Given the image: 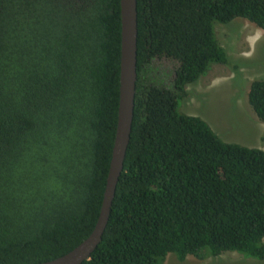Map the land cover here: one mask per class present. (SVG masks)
I'll list each match as a JSON object with an SVG mask.
<instances>
[{"label":"trees","instance_id":"16d2710c","mask_svg":"<svg viewBox=\"0 0 264 264\" xmlns=\"http://www.w3.org/2000/svg\"><path fill=\"white\" fill-rule=\"evenodd\" d=\"M264 30V0H137L133 121L102 239L81 264L264 259V150L178 111L228 63L213 22ZM120 0H0V264L78 245L97 220L114 141ZM247 100L264 121V79Z\"/></svg>","mask_w":264,"mask_h":264},{"label":"rangeland","instance_id":"374dc122","mask_svg":"<svg viewBox=\"0 0 264 264\" xmlns=\"http://www.w3.org/2000/svg\"><path fill=\"white\" fill-rule=\"evenodd\" d=\"M213 30L228 63H213L199 79L186 84L178 111L199 116L225 142L264 150V122L254 121L246 104L251 81L264 79V30L241 17L228 23L215 21ZM162 264H264V259L226 251L203 259L187 255L179 260L168 253Z\"/></svg>","mask_w":264,"mask_h":264},{"label":"water","instance_id":"95a60500","mask_svg":"<svg viewBox=\"0 0 264 264\" xmlns=\"http://www.w3.org/2000/svg\"><path fill=\"white\" fill-rule=\"evenodd\" d=\"M120 24L117 121L103 198L95 225L91 232L67 253L47 261L23 264H81L90 257L102 239L123 169L133 121L137 79V0H120Z\"/></svg>","mask_w":264,"mask_h":264},{"label":"crops","instance_id":"0c3cea01","mask_svg":"<svg viewBox=\"0 0 264 264\" xmlns=\"http://www.w3.org/2000/svg\"><path fill=\"white\" fill-rule=\"evenodd\" d=\"M247 101H248V100H247ZM246 104H247V106L249 107L248 109H250V111L252 112V117L254 118V121H255V120L260 121V120L258 119V117L256 116V114L254 113V111L252 110L251 106L248 105L249 103L246 102ZM260 122H262V121H260ZM263 122H264V121H263ZM263 122H262V123H263ZM259 139H260V137H259ZM256 145H260V143H257ZM259 148H260V147H259ZM261 149H262V148H261Z\"/></svg>","mask_w":264,"mask_h":264}]
</instances>
